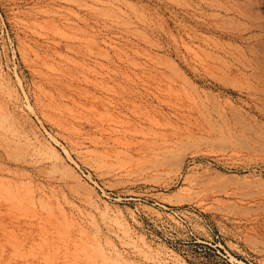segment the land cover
<instances>
[{
  "label": "rangeland",
  "instance_id": "obj_1",
  "mask_svg": "<svg viewBox=\"0 0 264 264\" xmlns=\"http://www.w3.org/2000/svg\"><path fill=\"white\" fill-rule=\"evenodd\" d=\"M0 264H264V0H0Z\"/></svg>",
  "mask_w": 264,
  "mask_h": 264
}]
</instances>
